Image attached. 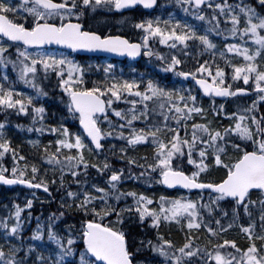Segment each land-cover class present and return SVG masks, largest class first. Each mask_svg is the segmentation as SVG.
<instances>
[{
  "label": "snow or ice",
  "instance_id": "snow-or-ice-1",
  "mask_svg": "<svg viewBox=\"0 0 264 264\" xmlns=\"http://www.w3.org/2000/svg\"><path fill=\"white\" fill-rule=\"evenodd\" d=\"M175 2L185 12L190 6L194 17L211 26L198 32L195 26L171 16L163 21L159 17L141 19L135 27L141 29L143 35L136 41L88 30L83 17L100 8L119 10L136 5L151 8L156 0H19L16 3L0 0V38H7L0 41V65L6 69L11 63L13 69H18V79L35 89L38 96L48 95L42 81L54 76L55 87L67 94L68 114L78 115L82 131L86 133L85 137L72 132L63 123L44 127V105L34 104L31 95L19 92L12 83L6 86L0 82V110L31 111L32 121L41 122V128L36 131L60 136L55 141L49 140L42 151L43 160L52 168V177L40 176L36 180L39 168L34 163L22 166L16 163L25 158L5 138L6 121H0V158L10 153L13 161L10 172L0 164V182L19 183L45 192L51 191L49 184H58L64 190L59 205L64 211L50 214L46 229L38 225L26 247L23 240L11 243L13 238L20 237L23 229L21 205L14 204L15 211L11 212L14 222L9 223L7 216L0 219V228L4 230L0 264H150L151 260L161 257V264H264V112L256 114L257 101H264V0H255V3L252 0L247 3L244 0L239 3L228 0ZM202 6L212 9V13L206 15ZM209 33H226L238 37L240 42L218 48ZM150 39L173 50L178 44L184 50L189 41H198L204 51L211 53V60L196 61L193 68L185 70L178 67L185 62L181 55L172 52L165 61L164 70L194 78L203 93L210 97H230L253 91L256 100L244 109L246 115L225 110L224 104L217 105L214 99L209 108H205L191 89L185 95L182 89L162 86L152 79L141 87L140 79L106 75L103 81H93L89 87L85 85L82 64L64 52L45 48L63 45L71 50H106L132 57L146 49L145 55L165 60L164 53L150 47ZM247 41L253 42L251 47ZM26 46H35L37 50L30 52ZM10 47L15 49V59L10 58ZM226 52L243 57V62H232ZM183 55L187 56V52ZM217 56L223 59L225 66L216 62ZM112 67L107 65L104 72L109 73ZM225 67L230 69L227 74ZM8 80L5 72L3 81ZM236 80H242L248 87H233L231 81ZM121 100L131 107H113L114 101ZM110 112L126 123H114ZM157 115L162 119H156ZM195 116L200 119L194 120ZM216 117H227L232 122L225 125L216 121L214 124ZM141 120L145 122L142 127L133 123ZM189 120L193 122L189 124ZM104 123L107 128L101 127ZM125 128L130 131H124ZM108 137H120L125 141L119 148L120 159L127 161V173L131 177L144 176V172L132 171V166H137L145 172H155L156 180L169 187L180 185L188 190H211L208 201L205 202L202 195L198 199L183 195L160 196L157 206L152 207V197L135 190L124 191L119 185L127 178L126 169L115 168L105 155L106 152L114 154L116 148L114 144L105 148L102 141L106 142ZM143 143L152 145L151 161L147 155L137 158L129 154V146L134 150ZM86 152L89 155H85ZM185 161L188 168L183 167ZM91 170L95 171V176L90 175ZM44 171L47 173L48 169ZM214 171H222V174L210 179ZM66 174L71 179H66ZM253 193L258 199H252ZM128 197L131 203L127 202ZM122 198L125 199L123 205L119 204ZM32 202L27 199L23 207L30 208ZM222 202L229 205L231 217L221 208ZM250 206L258 208V218L253 217ZM201 209L209 214L220 209V216L205 219ZM66 211L78 214L79 219L59 230L54 225ZM241 211L247 218L245 223L239 222ZM133 216L141 225L147 221L155 228L157 240L133 237L124 223L126 218ZM162 221H174L186 230L179 246L159 231ZM234 226L239 228L240 238L246 241L243 245L237 238L222 235ZM201 228L208 236L206 243L192 234L194 229ZM48 242L56 247L49 249ZM144 251L155 253L157 257L141 259Z\"/></svg>",
  "mask_w": 264,
  "mask_h": 264
},
{
  "label": "trees",
  "instance_id": "trees-1",
  "mask_svg": "<svg viewBox=\"0 0 264 264\" xmlns=\"http://www.w3.org/2000/svg\"><path fill=\"white\" fill-rule=\"evenodd\" d=\"M125 16L126 15L120 16V15L115 14L112 11V8L109 9L108 13L100 12L97 9L95 13H92V12L88 13L85 17H83V20L88 30L99 31L101 34L119 33L127 37L130 36L132 37L133 40H139L141 38V35H138L139 33L137 32L135 25L132 23V19L126 18ZM111 19H114V21L112 22ZM132 30L134 31V33L132 32ZM189 42L195 43L197 41H189ZM155 43L157 45V48H160L159 52H162L161 49L170 48L168 45L159 44L158 41H156ZM195 46H198V49L201 52L199 53V55L196 54L197 58L192 56L189 51L180 50V45L179 44L177 45L176 53L180 54L182 60L185 61L183 64H181L178 67H181L185 70H189L196 65V61L202 62L203 60H206V59L207 60L212 59L210 52L208 53V55H205L206 51L203 50L202 45L197 44ZM183 52H187V56H184ZM155 59L152 62V64L149 67H147L148 71H144V67L141 64H134V66L132 67V70L128 73V75L135 72L137 73V75H144L146 77L150 76L152 80L161 82L163 84L170 83L173 79L172 74L164 70L166 68L165 61L167 59L166 58L165 60H161L157 58ZM122 66H123V69H125L126 66L125 65H122ZM51 81L55 84L54 82L56 81L55 77H53ZM179 82L186 87H190L189 85L190 83H186V82L183 83L181 81ZM226 82H228V78H226ZM251 83L252 82H249V84ZM233 86L234 87L236 86L248 87V85H245L242 80L234 81ZM46 90H47L46 92H48V95L44 96L45 100L43 104L47 103L46 102L47 100L54 102L56 98H59L62 101L60 92H58L56 88H54L53 91H49L48 89ZM196 94L198 96L197 98L198 102L203 106V103H206V100L202 96H200L198 91H196ZM255 99H256L255 95L250 96V97H238L236 99L226 102L225 110H229L232 112H236L238 114H242L244 109L250 107L252 104V101ZM215 103L220 104V102L218 101H215ZM257 105H258L259 110L256 114L259 115L261 112H264V101H257ZM113 107L125 109L124 107H128V105L123 100H121V101H114ZM49 115H52L51 112L49 113ZM54 117L56 118V122H57L55 124L59 125L60 123H63V124H66L68 128H72L74 130L80 131L78 116L73 117L70 115V118L68 120H65L64 117L60 114H55ZM218 118L227 119V117H224V118L216 117L215 119H218ZM110 119L114 123H117V122L126 123L124 121H121L119 118H116L115 116H113ZM45 120L46 122H43L44 127L54 124L53 119L51 120L47 117ZM0 121H6L5 127L3 129V135L5 136V138H8L12 146L18 149V154L22 155L25 158L24 160L16 161V163L21 166L25 163H28L29 165L33 164L31 163L32 160L30 159V157L27 154H25L28 151V141L22 135L27 134L29 132L36 131L37 128H41V122L39 120H37L36 122L32 121L31 111L29 113H18L14 109L0 110ZM214 122L216 123V120H214ZM188 123L191 124L192 122H188ZM17 124L24 125V127L17 128L16 127ZM226 124L227 123H225V125ZM101 127L105 128V123L102 124ZM29 128H32V131H29L28 130ZM123 130L130 131V129H127V128ZM38 133H39V137L41 138L40 144L37 148L32 147L31 149H34L35 151H40L41 154L43 151V146L47 144L49 140L55 141L56 139L60 138L58 133H53V132L43 131V130L38 131ZM16 139L19 140V142L22 144L21 148H19V146L17 145L18 143ZM103 142L105 143V148H107L109 144L116 145L114 154L107 153V152L105 153V155H107L108 159L111 161V164L115 168L125 167L126 169L127 178H125L119 185L121 189H123L124 191L135 190L137 192H143L144 194L152 197L153 199V204L151 205L152 207L157 206L160 196L174 197L172 193L178 190H166L162 186V184L156 180L155 172H145V170L142 168H139L137 166H132L133 172H136L137 174L144 172V176H140L139 178L131 177V175L127 173V167H128L127 161L120 159L119 148L125 144V141L122 138L108 137L106 138V142L105 141ZM147 146H150V144L148 143L141 144L137 146L134 150L131 148V146H129V154L137 158H141L147 155L148 160L151 161L152 154L146 152L144 149ZM49 147L53 148L54 146L50 145ZM62 151L66 152V150H62ZM85 155H89V154L86 152ZM98 159H102V157H98ZM141 162L143 161L141 160ZM0 164H3L7 169H9V172H10V169L13 166L11 154L6 153L4 157L0 158ZM37 167L39 168V173L36 176V180H39L40 176H45L46 179H50L52 177L53 175L52 170L47 173H44L39 165H37ZM183 167L185 168L189 167L186 161ZM9 172H6L5 174H9ZM221 174H222V171H214L210 174L209 178L215 179ZM90 175L95 176V171L91 170ZM149 176H151L152 178L149 179ZM66 179H71V177L67 176L66 174ZM96 179L97 181L100 180L99 177H96ZM72 186L75 187V185H72ZM49 188L51 189V191L45 192L43 189L31 190V189H27L26 187H22V186L8 188L6 186L0 185V219H2L5 216H7L8 218L11 216V212L15 211L14 204H19L22 207L21 218L23 220V229L20 234V237L13 238L11 240V243H17L18 240H23L24 247H26L27 243L31 242L32 231L37 229L38 225L41 226V228L46 229L47 224H48V217L50 216V214L56 213L58 212V210L64 211V209L59 207L60 198L64 195V190L60 188L58 184H49ZM182 193H185L184 195L186 197H190L193 199H195V195L197 194L200 196L202 195L204 201L207 202L209 199L210 192L209 191H205V192L182 191ZM27 199H32L33 201L30 208L23 207ZM252 199H258V195L256 193H253ZM127 202L131 203V197L127 198ZM124 203H125V199L122 198L119 201V204L123 205ZM221 208L226 210L228 212V216L231 217L232 215L231 209L227 203L222 202ZM250 211L252 212L254 218H258V208H254L250 206ZM201 212L204 214L205 219H210L212 217L220 216V209H214L213 213L211 214L207 213L206 209H201ZM77 219H79L78 214H75L71 211H66L65 215L61 217L60 220L56 221V224L54 225V227H56L59 230H62L64 225L70 224V223L74 224ZM222 222H223V218H222ZM239 222L240 223L247 222V218L243 215L242 211H241V219ZM124 223H125L126 228L132 233L133 237H136L137 239L143 238L145 240L147 239H152L154 241L157 240V237H156L157 230L155 228L150 227L147 224V221H145V223L141 225L140 223L137 222L135 216H133L131 218H126ZM257 223H258V219H257ZM212 226H215V225L213 224ZM159 231L164 234L165 238L172 239L177 244V246H179L183 242L185 235H186V230H182L181 226L177 225L174 221L172 222L162 221ZM192 234L199 236L201 243L207 242L208 236L205 233V230L203 228H201L199 231L194 229ZM222 235H226L227 238H237L238 243H240L241 245H243L246 242L244 239L240 238L242 234L239 232V228L235 226L232 229H229L226 234H222ZM2 236H3V229L0 228V239L2 240V243H3ZM46 240H47V237L45 235V241ZM213 242H216L215 238H213ZM47 247L49 249H53L56 246L53 243L48 242ZM78 247H83V245L78 244ZM41 251H45V250L41 249ZM144 257H157V254L151 253L150 251H144L141 253L140 258L143 259ZM69 259L71 260L73 258H69ZM76 259H78V256ZM162 260H163L162 257L158 259H153L150 261V264H161Z\"/></svg>",
  "mask_w": 264,
  "mask_h": 264
},
{
  "label": "rangeland",
  "instance_id": "rangeland-1",
  "mask_svg": "<svg viewBox=\"0 0 264 264\" xmlns=\"http://www.w3.org/2000/svg\"><path fill=\"white\" fill-rule=\"evenodd\" d=\"M255 1V0H254ZM13 2L14 3H16V1H14L13 0ZM228 2L229 3H239L240 2V0H228ZM162 3H163V5H162V7H161V9H160V11H159V13L158 14H156V15H147V16H145V17H143V19H149V18H155V17H159L160 19H161V21H163V20H167V19H169V17L171 16L172 18H174V19H179V20H181V21H183V22H187L188 24H191V25H193V26H195L194 25V22L192 21V19L191 18H193V19H196V21H199L198 22V25L197 26H195L196 27V30L198 31V32H202L205 28H208V27H210L211 25L207 22V21H202V20H200V19H198L197 17H194L191 13H192V9H191V7L189 8V11L188 12H185V11H183V9H182V7L179 5V4H177L176 2H175V0H162ZM101 10H102V12L104 13H108L109 12V8H100ZM190 9H191V11H190ZM205 14L206 15H210L211 13H212V9H209V8H205ZM140 15L138 14V15H136L135 16V20L134 21H132V23L135 25V23H137L139 20H140ZM115 19V18H114ZM114 19H111L112 20V22L114 21ZM220 19H221V21H222V24H221V27H223L224 26V24H223V18L222 17H220ZM116 20V19H115ZM136 28V27H135ZM137 29V32L139 33L138 35H141V37H142V35H143V32H142V30L141 29H138V28H136ZM132 32H134L133 30H132ZM209 38L217 45V47L218 48H222L223 47V45L224 44H227V43H239L240 41H239V38L237 37V38H233V37H231V36H228L226 33L225 34H222V35H217L216 33H209ZM3 39H1L0 38V41H2ZM152 41H155V40H153V39H150V41H149V45H150V47L153 49L154 47H153V42ZM197 44H199V42L197 41V42H189L188 43V47L186 48V49H184L185 51H189L190 52V54L192 55V56H196V54H198L199 55V53H201L200 51H199V49H198V46H195V45H197ZM247 44H248V46L249 47H251L252 46V44H253V42L252 41H247ZM10 48H12V47H10ZM10 48L8 49V53L10 54V58L12 59V58H14L15 59V57H16V53H15V49L13 48V49H11L10 50ZM10 50V51H9ZM47 50H55V51H57V52H64V53H66L67 55H69V56H71L75 61H77V62H79L80 64H82L83 66H84V80H85V85L86 86H89V87H91L92 86V82L93 81H97V82H100V81H103L104 79H105V77H106V75L107 76H111V75H115V76H117V77H123V78H127V79H130L129 77H127V76H124V72H123V68H121L120 66H118L117 64H114V63H112L110 60H108V59H97V58H84V59H82L83 61H81V60H78V59H76L75 58V56H73V55H71V54H69L68 52H65V51H61V50H58V49H47ZM180 50H181V48H180ZM30 52H35L36 50H29ZM146 51V49H144V52ZM173 52H175V50L173 51ZM176 53V52H175ZM208 53L209 52H206L205 53V55H208ZM168 54H170V52L168 53ZM226 55L228 56V57H230L231 58V60H232V62H243V57H240V56H238L237 54H235V53H227L226 52ZM148 56V55H147ZM258 60H259V58H258ZM216 62L217 63H220V62H222V63H220V65L221 66H225L224 65V62H223V59L222 58H220L219 56H217L216 57ZM99 65V67H97ZM107 65H112L113 67L110 69V71H109V73H105L104 72V68L107 66ZM5 72H7V74H8V76H9V80L8 81H3V75H4V73ZM225 72H226V74L227 73H229L230 72V69L228 68V67H225ZM173 73V75H174V80L173 81H175V80H178L179 78H176L177 77V75L175 74V72H172ZM54 76H50V78L48 79V80H44V81H46L45 82V86H43V82L44 81H42V87L45 89V87H50V88H56L57 89V91L58 92H60V94H61V96L63 97L64 95L65 96H67V94L66 93H64L63 91H62V89H60L59 87H55V84L53 83V86H47V85H50L51 84V79L53 78ZM133 78V77H132ZM131 78V79H132ZM226 78H228L227 76H226ZM56 79V78H55ZM135 79H139V78H135ZM141 80V79H140ZM251 81V80H250ZM249 81V82H250ZM0 82H4L5 83V85L7 86V84L8 83H12L13 84V86L19 91V92H22V93H27V92H25L26 91V89H28V91H34L35 89H33L30 85H27V84H24L22 81H20L19 79H18V69H13V67H12V65H11V63H9L8 64V66H7V68L5 69L4 68V66L3 65H0ZM55 83H56V81H54ZM141 87H143L144 86V84L146 83L145 81H143V80H141ZM157 82V81H156ZM233 82L234 81H231V83H232V85H233ZM158 83H160L162 86H166V87H169V88H177V89H181V87H183V90H184V93H185V95H187L188 94V91L187 90H189V89H191L192 90V92L193 93H195L196 94V88H195V86L194 85H191V87H185L184 88V86L182 85V84H180V83H177L176 85H174L173 83H169V84H163V83H161V82H158ZM196 96H197V94H196ZM132 97H129V99H131ZM197 98H198V96H197ZM198 100V99H197ZM41 101H44V100H41ZM213 100L212 99H210V100H207V102L206 103H203V107H205V108H209V105H210V103L212 102ZM33 103L34 104H40V103H42V102H38V100H36L35 98H34V100H33ZM217 104V103H216ZM224 104V103H223ZM218 105V104H217ZM224 106H225V104H224ZM129 108L131 107V105L130 106H128ZM137 108H139V105H137ZM46 109V108H45ZM50 112H51V114L52 115H46L49 119H53L54 120V124L55 123H57L56 122V118L54 117L55 116V114H60V115H62L63 117H64V119L65 120H68L69 118H70V115L68 114V112H67V108H66V106H65V99L63 98V101H61V100H57V101H54L53 102V104H51V109H50ZM109 114H112V115H114V113H109ZM243 115H246V113L243 111V113H242ZM210 115H211V113H210ZM115 116V115H114ZM116 117V116H115ZM151 117V116H150ZM116 118H118V117H116ZM46 119V118H45ZM44 119V121L43 122H46V120ZM120 119V118H119ZM151 119H152V117H151ZM150 118H149V120H151ZM156 119H158V120H160V119H162V117H160L159 115H157L156 116ZM200 119V117L199 116H195L194 117V120H199ZM216 121H219V122H221L222 124H225V123H230V122H232L231 121V119L230 118H227V119H215ZM125 122V121H124ZM188 122H193V120H189ZM134 124H136L137 126H140V127H142V126H144V121L143 120H141V121H135V122H133ZM174 123V122H173ZM214 124H215V122H214ZM105 125H106V127H108V125H107V123H105ZM128 129V128H127ZM70 130L72 131V132H78V133H80L79 131H77V130H74V129H72V128H70ZM118 130V129H117ZM182 133H183V130H182ZM80 134H82V133H80ZM22 136H24V137H27L28 138V142H29V144H28V151H27V153H25V154H27L29 157H30V159L32 160L31 161V163H35V164H37V165H39L40 166V168L43 170V172L45 173V169H48V171L47 172H49L50 171V169L49 168H47L44 164H42L41 163V161H42V158H43V156H42V154L40 153V151H35L34 149H31V147H37V145H39V143H40V137H39V133L38 132H30L28 135L27 134H23ZM82 136H83V134H82ZM17 140V139H16ZM30 141H38L39 143L38 144H32V143H30ZM17 145L19 146V148H21V146H22V144L19 142V140H17ZM143 144H145V143H143ZM32 151H31V150ZM145 149V151L146 152H148V153H151L152 154V152H153V148H152V145H150V146H147V147H145L144 148ZM32 152H34V153H32ZM46 164L48 165V166H50L49 165V163L48 162H46ZM172 195L173 196H175V197H178V196H181V195H183L184 196V194H182V193H180V192H174V193H172ZM199 196L200 195H196V199H198L199 198ZM11 222H14V218L12 217V216H10L9 217V223H11ZM4 231V230H3ZM0 243H2V240L0 239Z\"/></svg>",
  "mask_w": 264,
  "mask_h": 264
},
{
  "label": "water",
  "instance_id": "water-1",
  "mask_svg": "<svg viewBox=\"0 0 264 264\" xmlns=\"http://www.w3.org/2000/svg\"><path fill=\"white\" fill-rule=\"evenodd\" d=\"M157 5V0H156V4L153 5L151 8H144L147 9V10H152L156 7ZM138 5L136 6H132L131 8H135L137 7ZM129 8V9H131ZM116 11L118 12H123V11H126L128 9H115ZM115 36H119V35H115ZM29 47H35V46H29ZM45 47H49V46H45ZM53 47H58L60 49H64V50H68V51H71V52H75V53H79L81 55H98V56H106V57H111V58H118V59H125L127 57L131 58V59H134V60H138L141 58V55H142V51L139 55L135 56V57H132V56H128L126 53H114V52H111V51H106V50H85V49H79V50H71L69 49L67 46H63V45H53ZM184 79H187V80H194V78L192 77H183ZM196 83V82H195ZM197 87L200 89V91L202 92V94L205 96V97H210L208 96L207 94H204L202 89L200 88V86L198 84H196ZM253 92L249 91L248 93H243V94H237L236 96H230V97H214V98H217V99H220V100H225L227 98H232V97H237V96H249L251 95ZM82 129H83V126L81 125ZM86 134V133H85ZM90 139V138H88ZM1 184H4L3 182H0ZM6 185V184H4ZM15 185H22V184H13V185H8V186H15ZM28 186V185H27ZM167 188H174V187H180V188H183L182 186L180 185H176V186H172V187H169L167 185H165ZM192 190H197V189H192Z\"/></svg>",
  "mask_w": 264,
  "mask_h": 264
}]
</instances>
